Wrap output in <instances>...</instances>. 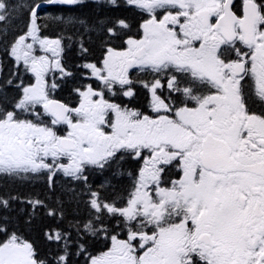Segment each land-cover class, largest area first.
Returning <instances> with one entry per match:
<instances>
[{"label":"snow or ice","instance_id":"obj_1","mask_svg":"<svg viewBox=\"0 0 264 264\" xmlns=\"http://www.w3.org/2000/svg\"><path fill=\"white\" fill-rule=\"evenodd\" d=\"M0 178V264H264V0H0Z\"/></svg>","mask_w":264,"mask_h":264},{"label":"trees","instance_id":"obj_2","mask_svg":"<svg viewBox=\"0 0 264 264\" xmlns=\"http://www.w3.org/2000/svg\"><path fill=\"white\" fill-rule=\"evenodd\" d=\"M49 35H54V33L49 32ZM99 56V52L94 51L92 56L89 57L90 59H96ZM64 59H65V63L68 67L70 68H75V65H77L78 63H80V58L77 55V51L76 49H72L71 51H66L65 55H64ZM10 65H6L5 66V72H7L9 70ZM138 96H141V94H139ZM56 98L64 100V101H68L69 98V94L67 89H62V90H58L56 93ZM97 182L99 181V178H96ZM7 184L8 186L12 187L11 182L6 181L2 178H0V185H4ZM44 187V185L42 183H38L35 185V189L36 190H41ZM25 190H27V188H25ZM40 228L41 225L39 224V222H37V225L34 229L32 230H28L26 228L22 227V232L25 235L26 238H28L29 240H31L38 248L40 249H44L45 245H44V241L41 237V232H40ZM97 249H101L102 245L98 244L96 245Z\"/></svg>","mask_w":264,"mask_h":264},{"label":"flooded vegetation","instance_id":"obj_3","mask_svg":"<svg viewBox=\"0 0 264 264\" xmlns=\"http://www.w3.org/2000/svg\"><path fill=\"white\" fill-rule=\"evenodd\" d=\"M132 104L136 107L143 108L146 105V100L143 94L141 96H137L133 101Z\"/></svg>","mask_w":264,"mask_h":264}]
</instances>
